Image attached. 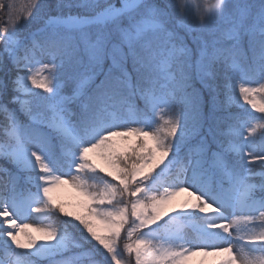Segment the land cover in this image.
<instances>
[{
    "label": "snow or ice",
    "instance_id": "snow-or-ice-1",
    "mask_svg": "<svg viewBox=\"0 0 264 264\" xmlns=\"http://www.w3.org/2000/svg\"><path fill=\"white\" fill-rule=\"evenodd\" d=\"M5 8L0 171L11 192L6 184L0 194V244L15 264H77L58 259L73 244L78 255L103 257L90 264H129L124 252L135 264H187L198 254L264 264V135L255 140L264 115L232 111L242 99L264 114L255 99L264 93V0H216L198 21L186 0H29L21 12L0 3ZM118 105L120 119L112 113ZM177 159L186 170L166 187L154 183ZM65 184L82 197L79 211L57 201ZM22 185L35 191L22 196ZM183 192L191 199L169 212ZM33 213L59 223L36 227L37 237L17 222ZM194 218L203 222L190 238Z\"/></svg>",
    "mask_w": 264,
    "mask_h": 264
},
{
    "label": "rangeland",
    "instance_id": "rangeland-1",
    "mask_svg": "<svg viewBox=\"0 0 264 264\" xmlns=\"http://www.w3.org/2000/svg\"><path fill=\"white\" fill-rule=\"evenodd\" d=\"M28 2H29V0H10V4H13L15 6L14 10L17 12L23 11V9L26 7ZM215 3H216V0H186V7L189 9V18L193 21H198L199 14L201 12L208 11ZM199 5H202V7H203L202 10H201V7ZM43 62L46 63L47 59L46 58L43 59ZM257 79L258 78H256V82H254L250 85L251 87L258 88ZM112 113L116 119H120L124 116V109L120 106L115 107L112 109ZM157 119H159V117H157ZM253 123H256V121H253ZM260 123H264V122L260 121ZM259 131H261V129L257 130V132H259ZM178 160L179 159L175 160L172 163V165L170 166V168L165 171V173L158 176L156 178V181H154V183H158L159 185L166 187L167 184L173 178L172 177V174H173L172 168L175 166V164L177 163ZM165 163H167V160L165 161ZM161 167H163V165H161ZM182 170H186L185 169V163L180 167L178 174ZM259 171H260V169L257 171V173ZM258 179L259 178L257 177L256 182H258ZM6 184L9 186V193H10L11 192V180L8 181ZM98 184H99V182H98ZM100 187L102 188V185H100ZM163 187H161V192L163 191ZM30 191L34 192L35 190L34 189H31V190L26 189L25 190L21 187V195L22 196H28L30 194ZM239 191H241V192L243 191L242 185L239 187ZM3 192H4V189H3ZM3 192L1 194H3ZM54 195H55L57 201L64 203V205L66 206L68 211H79L80 210L79 205H80L82 197L80 196L79 192L76 189H74L71 185H68V184L61 185L56 190ZM190 199H191V197L189 196V193H187V192L179 193L169 202L168 211L171 212V209H173V208L179 209L182 204L188 202ZM35 206H37V205H33V207H35ZM17 222L32 225L33 227L31 229H29V231H33V234L36 235L37 237L43 235V233L35 232L34 229L36 227H46L47 225L52 224L50 219H44L35 213H33L28 218L22 217ZM202 222L203 221L197 220L195 218L189 222V225L187 228V234L190 236V238H196L198 236V233L196 232L195 227H196V225H198L199 223H202ZM159 223L163 224V220L160 221ZM141 231H144L146 233L147 229H142ZM21 239H23V236L21 237ZM148 239H151V237H148ZM13 248H15L14 245H13ZM0 251L3 253V257L0 259V261H7L8 264H15L16 256L14 254H12V251L10 249L6 250L3 247V245L0 244ZM17 251H22V250L17 249ZM81 251L76 252V253H66L65 256L58 257V259H74L77 261V264H84V263L86 264V261L84 259H82L83 258L82 256H85V255H78ZM202 255H204V254H198V255L191 256V257H189V260L194 261L196 258H198L199 256H202ZM257 255H259V253H257ZM204 256H206V255H204ZM225 258H226L225 256H206L205 264H207V261H209V264H218V261L225 259Z\"/></svg>",
    "mask_w": 264,
    "mask_h": 264
},
{
    "label": "trees",
    "instance_id": "trees-1",
    "mask_svg": "<svg viewBox=\"0 0 264 264\" xmlns=\"http://www.w3.org/2000/svg\"><path fill=\"white\" fill-rule=\"evenodd\" d=\"M0 3H3L5 5H7V4H10V0H0ZM199 6L201 7V10H202L203 7L201 5H199ZM6 13H7V9L6 8L0 10V25H2L4 23V20L6 18ZM257 84H258V87H259L258 79H257ZM238 87H239V84H237V89H238ZM37 91H43V90L37 89ZM255 99L257 100L258 103L259 102H264V93L258 94L255 97ZM232 111L236 112V113H239L242 117H246L247 113H252L253 115H255L257 117H259L261 115H264V114L260 113L258 111V109H252L251 108V104L249 102L243 101L242 99H241L239 104H234L232 106ZM4 121H5V116H4L3 113H0V144H4L6 142V137H5L4 130H3ZM262 135H264V130H261V131H259V132H257L255 134V140H256V144L257 145H259ZM91 155H93L94 160L96 161V163L101 168H103L105 166L103 161L98 156H96L95 154H91ZM183 162H184V160L182 159L181 162L175 167L174 171L172 172L173 173L172 175H174V174H176L178 172V170L180 169L179 166ZM0 164H3L2 160H0ZM259 169H260V165L257 162L254 165L253 170L257 172ZM9 179L10 178L6 175L5 171H0V194H1L2 190H3V187L6 184L5 181H8ZM89 183L96 184V183H98V180L97 181H89ZM25 185H26V182H25ZM25 185H22L23 188L24 189H28ZM58 202L59 203H63V202H60V201H58ZM64 219H67V217H64ZM50 221H51L52 224L59 223V221L57 220L56 217H52L50 219ZM68 234H69L70 238H74L75 239V243H79L78 230H75L74 228H72L71 225H69ZM122 238H123V235H122ZM135 238H136V234H134L133 239H135ZM80 250L81 249L76 248L74 246V244H73V245L70 246V251L69 252H77V251H80ZM2 257H3V253L0 251V259ZM92 259H95L97 262H100V261L103 260V257L94 254L92 257H88L86 259V261H88V263H90V261ZM122 259L128 260L129 264H135V260L133 258V255L129 256V254L127 252L123 253ZM204 263H205V259H204V257H201V256L198 257L195 261H188L187 260V264H204ZM44 264H46V261L44 262Z\"/></svg>",
    "mask_w": 264,
    "mask_h": 264
}]
</instances>
